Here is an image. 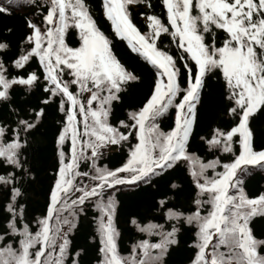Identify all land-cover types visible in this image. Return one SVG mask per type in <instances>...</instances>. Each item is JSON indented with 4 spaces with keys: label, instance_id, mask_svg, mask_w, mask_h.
<instances>
[{
    "label": "snow or ice",
    "instance_id": "obj_1",
    "mask_svg": "<svg viewBox=\"0 0 264 264\" xmlns=\"http://www.w3.org/2000/svg\"><path fill=\"white\" fill-rule=\"evenodd\" d=\"M159 2L166 22L152 0H100L114 38L153 70L143 101L115 120L143 77L88 0L0 3L2 15L33 13L19 40L11 27L0 36V264H179L182 250L184 264H264V187L247 186L264 174V0ZM49 110L57 127L45 167L37 134ZM113 151L125 158L102 163ZM41 172L50 174L36 215ZM120 196L139 202L127 213V255ZM89 209L94 232L75 243Z\"/></svg>",
    "mask_w": 264,
    "mask_h": 264
},
{
    "label": "trees",
    "instance_id": "obj_2",
    "mask_svg": "<svg viewBox=\"0 0 264 264\" xmlns=\"http://www.w3.org/2000/svg\"><path fill=\"white\" fill-rule=\"evenodd\" d=\"M3 0H0L2 3ZM88 2L92 5L93 11L96 13V19L98 21L101 30L104 31L107 35L114 39V49L117 52L119 58L130 68L134 69L137 73L141 74L143 77L142 84H135L129 89V94L126 95L124 103L122 106L117 107L114 110L113 119L123 118L125 111L129 108V106L138 105L141 101H143L145 95L149 91V85L152 82L153 78V70L150 65H147L141 58L131 53L127 48L126 42L119 41L114 38V34L111 32L110 24L103 19L101 15V10L99 9L100 0H88ZM154 5L153 10L157 14H161V18L166 22V16L162 14V6L160 5L159 0H152ZM145 11L143 6H138L132 10L133 12V20L134 23L141 29V31L146 30V23L144 17L140 16L139 13ZM33 13L28 7H19L14 8L12 10V14L10 16L0 14V36L6 34V29L11 27L13 29V34L10 37L13 42L19 40V38L25 32L24 26V17L31 16ZM165 43L168 41L165 40ZM69 43H73L71 39H69ZM174 50V46H173ZM33 68L37 67L35 61L33 62ZM217 81L215 78L212 80V85L215 87ZM37 94H39V90H37ZM215 96L216 94L213 93ZM24 97L17 94V101L23 102ZM54 114L51 110H49V118L44 123V126L40 129V132L37 134V147L40 149V156L45 161V167L50 166L52 162V140L54 135V130L57 127L54 123L53 116ZM174 119V110H171L169 115L161 120V127L164 130H168L172 124ZM206 127L198 128V132L206 131ZM125 158V154L120 152L113 151L109 153L102 163H106L109 166H118L119 162ZM50 173L41 172L39 176V182L36 185H33V190L31 193V199L29 201L31 211L39 215L45 205V192L48 187V179L47 176ZM248 190L250 193H256L261 187H264V174L257 173L253 175L247 181ZM120 199L123 201V207L119 210L117 216V226L121 230L122 237L120 239V251L121 254L127 255L130 248V235L131 231L126 223L127 221V213L131 210H134L139 202L134 198L120 196ZM95 213L89 209L88 217L82 218L81 227L79 232L75 236V243H80L87 235L94 232L95 222L92 220V216ZM189 253L185 250H182L176 257L175 260L179 262V264H184L188 257Z\"/></svg>",
    "mask_w": 264,
    "mask_h": 264
}]
</instances>
